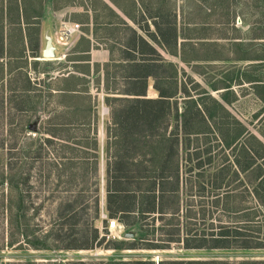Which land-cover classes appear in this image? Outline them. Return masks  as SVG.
Listing matches in <instances>:
<instances>
[{
    "label": "trees",
    "instance_id": "trees-1",
    "mask_svg": "<svg viewBox=\"0 0 264 264\" xmlns=\"http://www.w3.org/2000/svg\"><path fill=\"white\" fill-rule=\"evenodd\" d=\"M109 1L155 46L173 57H180L184 64L199 61L196 50L208 45L205 42H196L193 46L189 38L180 35L175 13L166 9L162 2L157 3L152 11L151 2L146 0H121L123 4L115 0ZM44 3L45 0H8L1 4L0 60L6 55L5 46H8V40L11 42L3 32V23H7L17 31L15 45L17 52L10 53V57L15 60L31 59L34 62L35 73H38L36 67L40 65L50 69V62L40 64L42 62L38 60L40 59V20L43 16ZM248 8L264 19V0H251ZM165 11L167 14H164ZM113 14L123 26L127 39L122 44L123 51L120 54L119 64L106 65L103 68V70L111 67L115 69L111 76L106 72L104 78L103 100L108 108L111 130V137L107 133L105 142L100 143L96 137H89L90 131L96 132V128H91L95 120L75 124L77 128L74 129L70 127L73 124H65L55 127L60 130L41 133L38 129L41 117L36 109L41 103V94L34 93L36 90L30 77L26 72L23 74L24 89L20 91L22 96L14 107L17 111H24L23 103L31 104L30 118L34 117L32 118L34 122L26 125L24 131L35 136L31 139L32 150L28 152L29 154L22 145L24 142H17L18 140L8 148L6 176L1 175L0 186H6L7 195L0 214L5 217L8 245L11 247L14 244V236H17L21 240L19 245L34 251L68 252L102 249L114 253L163 252L171 250L173 245H177L183 251L264 250V238L258 237L260 230H253L256 235H252L246 232V227L240 226L242 224L238 227L231 222L217 220L207 224V228L201 232L190 229L187 213L189 212L188 215L191 213V207L189 208L186 203L183 206L181 196L182 176L178 134L186 140L195 139V144L200 141V137L205 136H210L216 141L219 134L223 142H215L213 150L216 151L218 148L221 150L222 144L229 150L233 142L225 135L222 137L216 122L217 112L223 107L208 96L199 98V95L193 98L192 92L182 83L176 66L166 62L141 35L115 13ZM150 26L153 28L152 32ZM262 27L264 30V22H259L257 28ZM255 40L264 41V37H257ZM188 50H192V53ZM202 60L208 61V57ZM234 60L248 61L244 57H236ZM23 70V66L17 64L13 70H9V73L21 76ZM42 74L49 73L46 71ZM76 79L71 75L62 80V89L57 91L50 86H45V89L50 91L49 95L58 94L63 100L76 101L79 96L86 94L85 91L83 93L69 88L70 83ZM149 79L152 80V90L157 94L154 99L147 96ZM118 80L122 84L121 91L114 87L110 89V85L116 84ZM193 84L198 87L194 82ZM208 100L211 105L207 104ZM0 104L3 111V101ZM172 117L176 122L175 131L169 130ZM75 129L82 132L81 138L61 139V143L55 149L53 145L58 139V131L67 132L72 136L75 135ZM252 144L253 153L249 149L242 150L237 159L224 160L220 164L215 160L216 152H213L211 147L206 149V146H209L207 142L196 144L190 151H193L195 157L194 169L202 171L212 166L213 174L208 177L211 180L210 184L215 190H225V201L221 205L224 214H229L228 212L231 211L236 213L232 208H228L229 197L232 198L231 190L228 189L236 179L233 169L238 168L241 173L249 171L255 187L253 199L257 206L255 210L257 214L254 217L258 219L256 223L260 222L264 225V145L257 139ZM202 146L206 149L204 152L207 158L204 161L201 159ZM1 147H4L3 143ZM101 149L104 156L100 159ZM181 151L188 153L189 148L186 146ZM65 153L70 156H66ZM34 166H38L39 178L45 170L44 179L48 184L53 177L60 181L61 177L66 176L65 184L74 187V191L62 198L53 193L47 194V200L52 201V204L59 202L51 210L52 216L46 226L47 231L38 233L34 229L29 230L28 226V222L36 219L42 209V204L35 207L30 199V180ZM65 166H69L70 176L64 174ZM77 170L82 172L77 174ZM88 170L92 175L88 176ZM229 174H232L230 180H228ZM77 186L81 188L76 189ZM218 200L214 198L210 204L216 207L219 205ZM3 201L4 195H2V203ZM102 214L123 227L136 229V239L105 241L107 223L106 220L104 222L101 220ZM183 219L186 221L184 222ZM208 219L206 217V221ZM100 222L104 224L103 230L97 226ZM157 223L160 225L156 226ZM185 263L207 264V261L189 260ZM100 264H163V262L108 260ZM239 264H264V262L246 261Z\"/></svg>",
    "mask_w": 264,
    "mask_h": 264
},
{
    "label": "rangeland",
    "instance_id": "rangeland-1",
    "mask_svg": "<svg viewBox=\"0 0 264 264\" xmlns=\"http://www.w3.org/2000/svg\"><path fill=\"white\" fill-rule=\"evenodd\" d=\"M62 1L69 4L74 2L75 5L72 9L58 11L60 20L57 18V15L53 14L50 4H47L44 8V18L40 22V59H38L39 62H42L40 64L46 62L42 61L45 27L52 25L54 28H57L56 31L58 33L60 27L63 25L61 24L62 21H64L78 25L79 29L70 38L77 34L71 40H68L64 46H57L53 42L55 47H61L62 50L57 54L60 60L50 62V69L40 65L36 67V72L38 73H35L33 71L34 62L31 59H12L10 53L17 52V48L15 47L17 31L15 28L9 27L7 23H3L4 36L10 38L11 42L8 40V46H5L6 55L0 60V102L3 101V111L0 104V182L1 175L6 176V165L9 157L8 148L14 144L15 140H18L17 142H24L22 145H24L27 154L32 150L30 148L32 144L31 139H34L35 135L24 131L26 125L34 122L32 119L34 117L30 118L31 111H29V108L32 106L29 103H23L22 107H25L22 110L24 111H17L14 107L19 97L22 96L20 95V91L24 89L23 74L25 72L33 83V87L36 90L34 93L41 94V103L36 107L41 117V122H38V129L41 133L60 130L55 127L64 126L65 124H73L70 127L74 129L76 127L75 124L93 122V120H95V123H93L91 128H96V132L90 131L89 137H96L97 141L101 143L106 141V134L108 133L109 136L111 133L109 129L110 118L108 108L104 104L103 98L105 94L104 78L106 72L109 76L112 75L115 71L113 67L110 69L105 68L103 77H98L97 75L91 79L84 76V74L75 76L77 79L70 83L69 88L83 93L84 91L86 92V94L84 93V95L79 96L76 101L63 100L60 98L61 95L58 94L49 95L51 94L50 91L48 92L45 89V86H50L55 91L62 89V80H59L58 77L64 76L71 72V70H76L78 73L86 71V66L80 61L82 57L75 56L72 52L81 36V30L86 29L84 25H79V23L81 21L86 23L87 18L85 15H80L81 9L78 1ZM89 1L91 3L92 0ZM146 1L151 2L152 11L156 7V4L161 2L164 3L166 9L173 10L179 28L178 32L180 35L189 38L193 46L196 45V42L208 44L205 47H199L200 50H196L198 51L197 56H199V61L189 62V64H184L180 57H173L159 48V55L166 62H170L176 66L182 83L185 84L187 90L192 92L191 96L193 98H197L199 95V98L208 96L218 101L221 107H223L221 111L218 110L217 112L216 122L219 130H221L220 134L222 137L225 135L226 138H230L229 141L233 142L231 144L232 147L228 150L222 144L221 150L218 148L214 151L215 142H223L219 134L216 141L210 136H205L200 137V141L196 144L207 142L209 146H206V149L208 150L211 147L213 152H216L214 154L217 156L215 160H218L219 164L224 160L237 159L242 150L249 149L253 153L252 142H255L256 139L264 145V41L255 40L257 37H264L263 27L257 28L259 22H264V19L248 8L251 5V0ZM4 2H8V0H0V7ZM99 13L101 14L102 11L99 10ZM100 14V19L96 18V22L100 23L108 19ZM164 14H167V12L165 11ZM76 21H79V23ZM181 41L180 39L179 42ZM189 48L191 49V47ZM188 51L192 53V50ZM207 57L208 61L202 60ZM236 57H244L248 61H235ZM116 59L117 56L115 57ZM100 60H103V55ZM17 64L24 68L22 75H10L9 70H13ZM46 71L49 74L43 75L42 73ZM98 71L99 68H94L95 73ZM98 79L101 82H97ZM15 80L16 83H14ZM192 81L198 87H195ZM151 85L152 83L149 82L147 96L150 99H154L157 94L152 90ZM110 86V89L114 87L116 90L121 91L122 84L118 80L116 84ZM207 102L208 105H211L209 100ZM180 105H178L179 108ZM175 127L176 122L172 117L169 122V130L175 131ZM74 133L75 135L70 136L67 132L58 131V139L55 140V145H53L55 149L61 143V139L66 140L70 137L75 139L81 138L82 132L79 129H75ZM178 137H180L179 149L182 176L180 181L181 196L184 201H182L183 206L187 204L189 208L191 207V213L189 215V212L187 213L188 219H190L188 223L191 224L190 229L195 232H201L207 228V224L222 220L224 222H231L238 227L239 224H242L240 226L246 227V232L252 235H256L254 231L260 230L258 237L264 238V225L260 222L256 223L258 219L254 217L257 214L255 211L257 206L253 199V189L255 187L254 181L250 178L249 171L247 174L241 173L238 168L233 169L236 173V179H234L228 189L229 191L231 190L230 194H232V198L229 197V200H227L229 201L228 208H232L236 213H232L231 211L228 212L229 214H224L221 205L225 201V190H215L210 184L211 180L208 177L210 174H213L212 166L202 171L201 169L195 170V157L193 156V151H190L196 145L195 139H183L181 134H178ZM2 143L4 147H1ZM186 146L191 153L189 151L188 153L187 151H181ZM206 149L202 146V161L207 158L204 152ZM102 151L103 149L99 151L100 159L104 156ZM66 156L69 157L70 155L66 154ZM185 160L186 163H184ZM215 162L217 163V161ZM89 169L92 171L91 168ZM189 170L192 172H188ZM70 171L69 166H65L64 174L69 175ZM80 172L82 171L77 170V174H80ZM90 175L92 174L88 170V176ZM231 175L229 174L228 180L232 179ZM44 177L45 170L42 171L39 178L38 166H34L30 180V199L35 207L42 204V209L37 214L36 219L28 222V226L29 230L34 229L37 233L39 231H47L46 226L52 216L51 210L59 202L57 201L55 204H52V201L47 200V194L53 193L57 197L62 198L74 191V187L65 184L66 176L61 177L60 181L56 177H53L49 184L45 181ZM80 188L76 187V189ZM2 195H4L3 203ZM6 195V186H0V210L5 204ZM214 198L219 199V205L216 207L210 204ZM206 217L209 218L208 221H206ZM101 220L105 221V219H102V215ZM183 220L184 222L186 221V219ZM116 223L119 229L115 232L106 231L107 238H105V241L118 242L136 239V229L126 228L118 222ZM159 225V223L156 224V226ZM97 226L100 230L104 228L102 222L98 223ZM129 233L134 234V237L132 239H125L124 236ZM115 234L119 235V238L113 239ZM13 240L14 244L10 247L8 245L5 217L1 213L0 264H64L66 262L100 264L106 263L108 260H153L155 263L163 262V264H186L185 262L189 260L207 261V264H239L246 261L254 263L264 262V250L183 251L177 245H173L171 250L163 252L127 251L114 253L113 251L102 249L68 252L34 251L24 245H19L21 244V240L17 236H14Z\"/></svg>",
    "mask_w": 264,
    "mask_h": 264
},
{
    "label": "crops",
    "instance_id": "crops-1",
    "mask_svg": "<svg viewBox=\"0 0 264 264\" xmlns=\"http://www.w3.org/2000/svg\"><path fill=\"white\" fill-rule=\"evenodd\" d=\"M76 1H78L79 7L81 9V12H79L81 13L80 15H85L87 20L86 23H84L83 21H81L82 23L76 21L79 23V25L80 24L84 25L86 29L81 30V36L79 37L72 53L75 56L82 57L81 58L82 60L80 61H82V63H84L83 65L86 66V71L78 73L76 70H71V72L65 74L64 76H61L60 78L58 77L59 80L60 79L64 80L70 77L71 75L80 76L82 74H84V76H87L88 78L91 79L93 77H96L97 75L98 77L102 75L104 76L103 73L104 66L106 65L115 66L119 64L120 54L123 51L122 44L123 42L126 41L127 36L123 32L124 31L123 26L119 24L118 19L114 17L113 13H115L128 26H130L139 35H141L159 54V48L155 46L149 39H147L145 35L137 28V26L133 25V23L129 19H127L124 15H122L121 12L111 3V1L92 0L91 3L89 0H76ZM115 1L123 4L121 0H115ZM47 4H50V6L52 7L53 14H55V16L57 15V18L59 20H60V14H58V11L67 10L69 8L72 9L75 5L74 2L69 4L63 2L62 0H45L44 8ZM99 10L102 11L101 14L99 13ZM99 14L105 16L108 19H105L100 23L96 22L97 21L96 18L100 19ZM43 15H44V11H43ZM42 18L44 17L42 16ZM42 18L40 22L42 21ZM92 19L94 20V22ZM61 24L66 26L74 25V23L72 22H64V21H62ZM56 29L57 28H54L52 25H48L47 27H45V31L43 33L44 48H45L46 35L51 38L53 46L54 43L56 44L55 38L56 35L58 34ZM150 31L151 32L153 31V28L151 26H150ZM72 38H70L69 40H71ZM54 48H55V59L53 61L60 60L58 59L59 56H57V54L59 53V51L62 50V48L61 47L58 48L55 46ZM102 55H103V60H100ZM116 56H117L116 59L117 61L115 60ZM94 68L96 69L99 68V71L95 73ZM97 82H101V80L98 79ZM148 82L152 83V80L149 79ZM147 95H148V91H147Z\"/></svg>",
    "mask_w": 264,
    "mask_h": 264
},
{
    "label": "built area",
    "instance_id": "built-area-1",
    "mask_svg": "<svg viewBox=\"0 0 264 264\" xmlns=\"http://www.w3.org/2000/svg\"><path fill=\"white\" fill-rule=\"evenodd\" d=\"M78 29H79L78 25H72V26L62 25L55 38L56 44L60 46H64L68 42L69 38L75 32L78 31ZM102 219H105L107 222V227H106L107 231L115 232L119 229V226L117 225L115 220H109L103 214H102ZM115 238H119V235L115 234V236H113V239Z\"/></svg>",
    "mask_w": 264,
    "mask_h": 264
},
{
    "label": "water",
    "instance_id": "water-1",
    "mask_svg": "<svg viewBox=\"0 0 264 264\" xmlns=\"http://www.w3.org/2000/svg\"><path fill=\"white\" fill-rule=\"evenodd\" d=\"M55 59V48L49 36H45V48L42 52V61H53ZM134 234L129 233L124 236L125 239H132Z\"/></svg>",
    "mask_w": 264,
    "mask_h": 264
}]
</instances>
